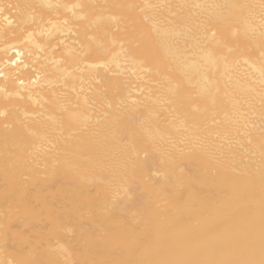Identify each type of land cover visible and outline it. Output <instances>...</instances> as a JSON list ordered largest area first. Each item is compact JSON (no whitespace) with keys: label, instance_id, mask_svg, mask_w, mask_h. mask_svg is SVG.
I'll use <instances>...</instances> for the list:
<instances>
[{"label":"bare ground","instance_id":"6f19581e","mask_svg":"<svg viewBox=\"0 0 264 264\" xmlns=\"http://www.w3.org/2000/svg\"><path fill=\"white\" fill-rule=\"evenodd\" d=\"M0 264H264V0H0Z\"/></svg>","mask_w":264,"mask_h":264}]
</instances>
